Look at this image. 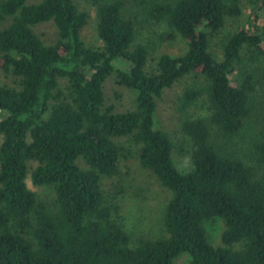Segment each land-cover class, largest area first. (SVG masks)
<instances>
[{"label": "trees", "instance_id": "16d2710c", "mask_svg": "<svg viewBox=\"0 0 264 264\" xmlns=\"http://www.w3.org/2000/svg\"><path fill=\"white\" fill-rule=\"evenodd\" d=\"M27 1L0 0V69L20 87L0 85V264H176L182 255L185 264H264V127L253 145L256 167L210 142L212 127L237 135L251 115L255 80L239 74L241 54L264 59V28L249 18L247 27L223 39L221 60L209 52L228 19L264 0H138L147 21L187 41L183 55H161L151 73L145 71L148 49L134 45L135 23L124 16L123 0H89L99 48L83 42L90 15L74 0ZM49 21L57 40L46 46L33 28ZM111 74L136 92L133 111L105 106L103 84ZM186 77L195 81L177 103L191 167L178 171L154 116L156 99ZM203 96L209 120L187 117ZM123 138L170 193L162 237L133 242L119 204L102 189V179L117 177L128 158L116 142ZM29 162L37 164L29 173L32 185L53 190V210L26 186ZM213 219L224 225L219 247L205 229Z\"/></svg>", "mask_w": 264, "mask_h": 264}, {"label": "rangeland", "instance_id": "374dc122", "mask_svg": "<svg viewBox=\"0 0 264 264\" xmlns=\"http://www.w3.org/2000/svg\"><path fill=\"white\" fill-rule=\"evenodd\" d=\"M41 1L28 0L26 4H37ZM74 2L80 11H85L90 15L88 24L81 33L83 42L93 48L101 47V41L96 34L95 8L89 0H74ZM123 2L124 16L131 18L135 23L134 45L141 44L148 49L145 67L147 73L154 72L157 59L161 55L178 57L186 52L187 41L185 39L164 24L147 21L144 11L145 6L140 1L123 0ZM249 18L251 23L253 21L257 27L264 28V4L255 9L244 7L241 16L228 19L218 35L210 39L209 52L217 60L222 59L221 45L223 39L236 33L241 28L247 27ZM33 32L46 46L57 40V32L51 21L35 26ZM245 73L252 74L255 80L254 92L250 98V117L245 121L243 129L237 135L226 137L220 135L212 127L210 142L222 152L239 158L248 166L256 167V163L252 160L253 145L258 131L264 127V59L255 53L253 54V52L244 50L241 54L239 74L243 75ZM194 81L191 77L183 78L164 90L162 95L156 99L155 127L168 136L172 144V160L178 171H186L191 167V144L180 130V123L184 116L178 111L177 100L184 89L192 85ZM0 85L16 90L20 88L19 79L2 69H0ZM65 86V82L60 81V88L64 89ZM103 92L105 106L112 107L115 113L130 112L135 109L136 92L118 85L115 74H111L105 80ZM186 116L193 119L209 120L210 111L206 97H201L191 105L186 111ZM1 142L2 136L0 135V145ZM116 142L127 148L128 158L121 163L117 177L102 179V189L108 199L113 198L111 202L119 204V213L123 219V224L133 242L140 238L154 239L162 237L165 235L162 227V215L170 198V193L160 186L150 171L139 165L137 146L132 145L127 138L117 139ZM77 164L81 168L86 167L81 159L77 160ZM36 165L35 162L28 163L26 186L37 195L40 201L53 210L55 201L53 190L48 187H35L31 183L29 173ZM205 229L211 245L214 247L222 246L220 239L224 230L222 221L219 219L208 221L205 223ZM238 248V244L234 245V249ZM187 260L188 257L182 255L176 259V264H185Z\"/></svg>", "mask_w": 264, "mask_h": 264}]
</instances>
